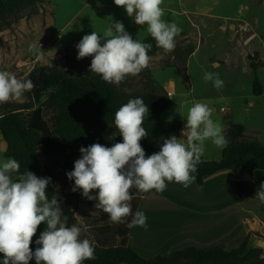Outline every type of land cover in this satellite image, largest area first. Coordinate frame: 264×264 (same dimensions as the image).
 I'll use <instances>...</instances> for the list:
<instances>
[{
    "label": "rangeland",
    "instance_id": "rangeland-1",
    "mask_svg": "<svg viewBox=\"0 0 264 264\" xmlns=\"http://www.w3.org/2000/svg\"><path fill=\"white\" fill-rule=\"evenodd\" d=\"M91 1L93 0H39L35 4L19 3L17 20L10 16V24L0 21V70L12 72L23 79L41 65L58 62L80 78L78 89L67 84L35 85L20 101L0 104V117L17 107H27L19 110L24 114L39 109L42 120L39 125L44 129L42 135L51 140L71 144L79 150L82 146L88 147L94 143L111 147L114 143L123 142V137L113 135L108 140H98V134L107 128L108 123L99 117L100 109H97V116L95 111L80 99V91L91 97L99 91L100 85L95 82L94 73L89 71L93 57L78 60L76 45L84 35L93 31L102 35L103 30L115 21L123 22L133 39L142 43L144 40V35L139 32L141 29L127 16L125 8L116 6L115 3V6L90 7ZM165 4L177 7L173 0H168ZM185 4L198 5V0H190L189 3L184 2ZM6 5V0H0L1 7L5 8ZM166 22H175L182 30L175 37V49L165 53L159 48L156 52L148 54L151 57L148 67L137 76L126 77L117 88L125 93L151 94V103L158 107L163 122L162 130L177 131L182 140L184 138L181 137V130L185 127L191 106L190 102L183 103L188 101L184 94L193 87L200 96L218 95L220 90L229 91L231 94L226 97L235 103L234 106L224 103L217 106L212 114L221 115L225 124L226 139L231 137L238 144L240 141L246 144L256 140L264 146V117L261 123L257 122L261 127V134H254L245 129L243 135H239L234 129V125L239 123L234 118L239 116V73L243 79L240 84L246 87L254 75L250 61L254 60L257 65L264 64V0H212V8L207 12L201 11L192 15L174 12ZM144 31L148 33L147 27ZM32 45L42 47L43 56L29 52ZM191 45L197 46L198 51L189 65V59L184 62L183 57ZM205 72L219 73L224 81L223 88L216 89L211 81L206 83L202 79ZM249 119L255 118L250 116ZM10 137V140L7 139L0 129V161L14 158L12 144L15 138L14 135ZM242 147L241 149L246 150V145ZM222 151L223 149L217 148L211 141H206L202 158L220 159ZM252 167H258L261 175H253L252 178L250 175H244L245 192L250 193L252 189L257 193L264 184V160L250 166L236 164L232 169H222L217 174L207 176L209 178H202L203 182L206 181L205 187L199 183V175L194 172L192 175L195 179L187 188L182 184L166 181L167 187L164 191L157 192L153 189L147 192L137 208L147 217V227L131 228L129 246L151 262H156L189 246L201 235L186 229L188 232L185 234L183 225H191L192 222L196 224L198 221H209L212 224L217 221L216 215L222 211L230 212V205L234 206L235 202H238L241 211L245 212L239 214V218H242L247 212L245 201L238 198L237 191H234L231 184L244 172L251 173ZM52 170L58 187L73 192L74 180L68 179L66 167L56 165ZM236 176L238 177L235 179ZM228 186L231 187L225 191ZM134 189H130V192ZM73 193L70 203L72 207L77 208L75 215L80 221V238L89 239L93 245L95 239H100L105 245L117 243L119 235L123 233L121 224L110 222L108 215L95 207L98 201L85 198L82 190ZM130 203L133 210V203ZM202 210L205 215H202ZM248 211L249 218L257 230L249 235L242 253L205 263L187 257L178 264H264V203H260L254 211ZM245 223L250 225L249 220ZM103 224L107 226L101 233L96 234L93 229ZM244 228L242 222L235 226L230 236L231 244H238ZM211 230L213 233L215 229ZM29 264H36L35 259ZM99 264L136 263L108 258Z\"/></svg>",
    "mask_w": 264,
    "mask_h": 264
},
{
    "label": "clouds",
    "instance_id": "clouds-1",
    "mask_svg": "<svg viewBox=\"0 0 264 264\" xmlns=\"http://www.w3.org/2000/svg\"><path fill=\"white\" fill-rule=\"evenodd\" d=\"M123 7L127 16L137 25H147V32L156 46L169 53L175 49V37L182 31L175 22L162 19L163 0H114ZM103 41V43H102ZM77 59L93 57L89 71L119 86L128 76H137L148 67L152 45L133 39L123 22L115 21L103 30L83 36L76 45ZM29 52L43 56L42 47L32 45ZM202 79L211 81L216 89L224 86L219 73L205 72ZM27 78L0 70V104L20 101L26 92L34 89ZM187 104L188 101L183 102ZM212 109L205 103L195 102L188 110L185 127L180 139L175 135L163 141L160 150L146 157L140 141L148 135L142 126L149 112L142 98L130 99L115 113V126L123 142L107 147L94 143L81 147V158L75 161L74 170L67 173L74 180L72 191L82 190L89 200L108 215L112 223H125L129 229L147 227V217L142 211H132L133 195L130 189L147 193L153 189L162 192L167 182L182 184L185 188L193 182L192 173L205 152L206 141L217 148L227 147L228 141L222 125L214 121ZM20 164L14 158L0 161V253L3 264H84L94 259V246L87 238L81 239L80 227L67 226L68 217L63 215L60 201L55 195L46 194L51 178L38 177L31 171L19 173ZM97 190V195H91ZM255 197L264 203V184ZM63 217V218H62ZM41 223L46 229L35 241L33 252L30 245Z\"/></svg>",
    "mask_w": 264,
    "mask_h": 264
},
{
    "label": "trees",
    "instance_id": "trees-1",
    "mask_svg": "<svg viewBox=\"0 0 264 264\" xmlns=\"http://www.w3.org/2000/svg\"><path fill=\"white\" fill-rule=\"evenodd\" d=\"M5 8L0 6V21L10 24L9 17L12 16L18 19L17 7L19 3L35 4L39 0H6ZM1 41V38H0ZM143 43L151 44L152 47L148 54L156 52L159 48L156 46L155 40L149 36ZM196 46L191 45L186 50V55L183 57L184 62H187L189 56L194 52ZM251 65L256 69L257 64L251 61ZM34 85L54 86L57 84H67L75 89L80 87V78L67 71L60 63L54 62L52 64L41 65L27 77ZM95 82L100 85L99 91L91 97L80 91V99L89 105L98 116L97 109H100L99 117L108 123L106 129L98 134L97 138L100 142L108 140L113 135H119V130L115 126V113L119 108L126 104L130 99L142 98L149 108V112L144 118L143 127L148 132V135L143 138L140 143L144 148L146 157L150 156L160 150L163 141L175 135L179 138L177 131H163L161 125L158 107L151 103V94L148 93H125L121 92L116 85L105 82L100 75L94 74ZM254 94L260 95L263 93L262 86L258 75L254 80ZM166 105V104H165ZM22 108L17 107L4 113L0 117V129L3 130L7 139L10 140V135H14L15 142L12 144V151L14 158L20 164L19 173L23 174L26 171H31L38 177L51 178V183L46 190L49 199L53 195L60 201V207L63 215L68 217L67 226H79L80 221L75 215L76 207L71 206V199L73 192H67L58 187V181L54 176L52 168L56 165H63L67 171L74 170V163L81 158L79 149L74 148L73 145L55 141L42 135L44 129L39 123L42 122L40 110L36 109L24 114L19 111ZM93 114L96 116V114ZM177 125V124H176ZM179 128V125H178ZM234 129L239 135H243L245 128L242 124H235ZM227 133V131H225ZM227 147L223 148L220 159H204L201 157V162L197 165V173L199 175V183L202 185V178L204 175H212L215 172L230 168L236 164L252 165L264 159V146L258 141L253 140L249 143L239 144L233 138H228ZM242 143V144H241ZM241 144V146H240ZM246 145V150L242 146ZM91 195H97L98 191L93 190ZM133 195V214L137 211L140 201L146 193H139L137 189L131 191ZM63 218V217H62ZM132 220L129 216L125 223H121L123 233L119 235L117 243L112 245L103 244L100 239H95L94 243V259L84 261V264H99L104 259L116 258L119 261L133 262L136 264H177L181 259L192 257L200 262L215 261L221 258L235 257L242 253L246 248V243L241 248H234L226 250L220 246L200 248L196 246H189L179 251H176L171 256L165 259H159L156 262H151L149 259L141 255L137 250L129 246L130 231L126 224ZM106 224L99 225L95 229L96 234L101 233ZM47 225L41 223L37 229L36 235L33 237L30 247L33 252L38 245L35 243L39 239L40 234L46 229ZM0 264H3V254L0 253Z\"/></svg>",
    "mask_w": 264,
    "mask_h": 264
},
{
    "label": "crops",
    "instance_id": "crops-1",
    "mask_svg": "<svg viewBox=\"0 0 264 264\" xmlns=\"http://www.w3.org/2000/svg\"><path fill=\"white\" fill-rule=\"evenodd\" d=\"M168 0H163V4L161 5V7L164 10V15L162 17V19L166 20H170L171 17L174 15V12H179V14H199L201 13V11L203 12H207L208 10H210L212 8V0H198V5L193 4H185L189 3L190 0H173L177 3V7H174L173 5H168L165 4V2H167ZM195 1V0H193ZM114 0H93L91 1V5L90 7H94V6H115L114 4ZM136 24V23H135ZM136 26L141 29L139 30V32L141 34L144 35V40L146 38H148L150 36L149 33H146L145 28L147 27L146 24L144 26L141 25H137ZM143 40V42H144ZM197 46L194 50V52L191 53V55L189 56V65L191 64L192 58L194 59V57L197 54ZM262 53H263V58H264V44L262 46ZM254 61V60H251ZM250 61V64H251ZM255 62V61H254ZM256 63V62H255ZM252 69L254 70L253 72V78L251 80V83H249V85H247L246 87L242 86L240 84V82H242V77L241 74L239 73V116H234V118L239 121V124H242L245 129L248 132L254 133V134H261V127L257 124V122L263 121L264 117V64L263 65H257V68L255 69L252 65H251ZM247 74L249 75V73L247 72ZM258 75L260 82H261V86H262V91L263 93L260 95H256L253 92L254 89V80L256 78V76ZM231 94V92L229 91H223L220 90V94L218 95H212V94H206L204 96H200V94L198 93V91L196 90L195 87L191 88L187 93H185L184 95L188 97V102H190V105H192L195 102H201V103H205L207 104L213 111L212 114H214V112L216 111V107L217 106H221L224 103H227L232 106H234L235 103L231 102L230 100L227 99L226 95ZM248 116V117H247ZM252 116L254 120L249 119V117ZM214 121L216 120V122L220 123L223 127V129L225 128V124L224 121L221 117V115H217L214 116L212 115L211 117ZM264 160V159H262ZM261 161V160H260ZM258 163V162H256ZM255 163V164H256ZM236 166V165H235ZM245 166H250V165H245ZM234 166L230 167L229 169H232ZM223 169H228V168H223ZM252 172H244L239 179H237V181H235L233 184H231L232 186H234V191H237L238 194V198H240L242 201H245V207H246V214H244V216L242 218H239V214H243L245 213L244 211H241L242 209L239 208V203L235 202L236 204L234 206H231V211L230 212H224L223 211L219 214L216 215L217 217V221H214V223L210 224L209 221H198V223H194L192 222V224L190 225V223L187 226H182V230H192L193 232H196L198 235L201 234L200 236L196 237V240L194 242H191L189 244V246H196V247H200V248H205V247H213V246H220L226 250H231L234 248H241L247 241L249 235L251 233H254L257 229L254 227L252 220H250L249 218V211L248 210H252L254 211L260 203H262L259 199H257L255 197L256 192H254L252 189L250 191V193L245 192V188L246 186H244L246 184V182L243 180L244 179V175H250V177L252 178V176H258L257 174L259 173V168H253L252 167ZM222 170V169H221ZM220 171V170H219ZM217 172H215L214 174H217ZM212 174V175H214ZM207 176H211V175H204L203 178H206ZM238 176L235 177V179ZM209 178V177H207ZM252 181V180H251ZM202 186L205 187L206 186V181L202 182ZM245 183V184H244ZM253 182H252V186H253ZM257 185V184H256ZM254 185V186H256ZM231 186L226 187L224 190L226 191L227 188H229ZM251 187V186H250ZM252 188V187H251ZM255 188V187H253ZM229 190V189H228ZM246 194L244 196V193ZM239 201V200H236ZM255 207V208H254ZM204 210H202L201 212H203ZM241 211V212H239ZM202 215H205V211ZM236 216H238L236 218ZM229 218H231V220H229ZM247 220L250 221V225L245 223ZM245 226L244 228V232L240 235V239L238 241V244L233 245L231 244L232 242L230 241V236H232V232L233 230H235V226H239V223H241ZM207 223V224H206ZM214 224V226H212ZM198 227V228H195ZM191 228V229H189ZM212 228H214L215 230H213L212 233ZM185 230V234L188 232ZM212 234H211V233ZM183 233V234H184ZM187 246V247H189ZM235 246V247H234ZM186 248V247H185ZM184 249V248H183ZM186 258H183L181 260H184ZM179 263V262H178ZM177 263V264H178ZM203 263V262H202Z\"/></svg>",
    "mask_w": 264,
    "mask_h": 264
}]
</instances>
